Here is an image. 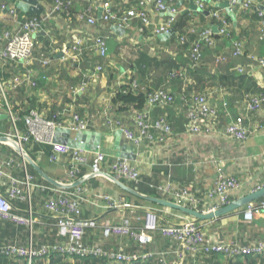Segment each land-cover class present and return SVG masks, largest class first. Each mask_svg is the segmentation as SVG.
Segmentation results:
<instances>
[{
  "label": "built area",
  "instance_id": "1",
  "mask_svg": "<svg viewBox=\"0 0 264 264\" xmlns=\"http://www.w3.org/2000/svg\"><path fill=\"white\" fill-rule=\"evenodd\" d=\"M125 2V0H121ZM179 0H133L132 4L123 9H113L110 4L101 7L99 21L101 26L113 25L118 29L125 30L134 24L142 33L145 28L151 30L153 36L168 34L175 23L179 13L177 7ZM209 0H195L198 12L203 10L204 3ZM221 1V0H220ZM20 0H0V117H5L9 124L8 130H0V149L5 147V151L0 150V187L5 186V193L9 200L18 202L27 201L30 203L31 192L34 189L47 190L40 184L34 182V178L28 172V154L26 146L29 142L37 143L40 146L51 147V155L48 156L50 162L57 163L59 158L66 160V181L74 183L79 166L89 165V176L96 178L108 176L116 182L121 181L137 184L141 181V171L138 166L125 158L111 159L98 143L94 150L86 151L80 148L53 143L55 133L58 129H68L71 135L76 132H89L88 122L85 117L78 113H73L69 108L63 112L68 116L62 123L45 121L35 111H31L27 116H20L14 112L8 100L10 91L18 88L34 90L38 88L39 79H34L37 64L43 71H48L51 66V53H41L38 57H33L36 49L37 37L43 34L48 38L51 31L47 30L48 20L61 16L65 22L72 20L83 23L87 26H95L96 18L94 14H89L88 10L81 13L68 14L67 8L70 6L69 0H51L49 13H41L42 17L28 18L16 6ZM94 3L95 0H88ZM230 11L235 12L237 8L244 11L251 6L249 0H226ZM219 5V0L213 4ZM151 6L153 9H149ZM162 14L166 19L154 24L150 14ZM211 17L218 23L217 32L212 30H202L194 33L197 36L196 42L189 48V59L191 68H196L201 62L203 52L215 46L213 35L220 39H231L229 32L230 24L227 15L222 12L212 11ZM259 17L263 13L259 11ZM43 36V37H44ZM183 42V38L180 39ZM180 42V43H181ZM52 49V48H51ZM62 60L68 62L70 66L80 65L87 59L93 63L94 73H101L105 68L103 62L108 57L107 40L102 35L81 34L78 29L72 31L71 40L61 51ZM243 55V44L239 40L232 45L231 57L238 59ZM249 59L257 63V72L253 77L255 83L264 90V58ZM15 69L10 72V68ZM241 74L243 71L239 69ZM6 74L9 76L6 77ZM5 75V77H4ZM186 79V70H177L169 75L168 80ZM211 93L190 94L185 87L179 94H175L165 89L151 90L146 95V103L140 112L130 111L129 119L131 126H123L119 121H109L114 125L116 131L121 132L131 146L138 152L142 149L144 142L150 145L165 144L172 136L169 122L162 116H153V112L158 109L170 107L177 100L184 104L186 114V135L188 138H209L210 135L219 129V111L217 112L210 105ZM237 103L235 118L221 130V135L228 141L244 143L250 135L245 121L252 115L264 117V93H243ZM208 140V139H205ZM7 150V151H6ZM136 156V155H135ZM16 170H20L21 176L16 175ZM16 171V172H15ZM15 172V174H14ZM262 186H255L251 191H256ZM243 187L241 180L230 175L222 169H217L216 178L212 188L196 193L190 187L175 188L169 183L155 186L153 189L163 198L171 200L172 203L193 209L201 213L213 212L229 204L231 199L237 195ZM54 196L46 200L44 210L57 220L56 228L59 235L66 238L63 243L44 245L39 248L31 244L19 246L17 244H0V255L24 261L26 264H33L37 260H46L52 253H60L66 257H88L104 259L110 264H145L149 261H156L157 264H170L169 259H177L182 262L190 257L197 262L203 256L220 255L232 260H240L247 257H259L264 255V242L254 241L242 244L236 240L219 242L216 234L211 232L207 224H197L189 219H184L175 225H165L158 227L156 221L147 224L142 230H137L131 226L127 220L118 223L105 220L102 222L101 236L104 241L111 242L128 238L134 241L138 248H145L152 243L153 232L176 244L173 250L156 252H135L125 253L121 247L102 246L101 244H88L84 241L85 230L90 227L95 229L99 225L87 224L78 221L81 210L86 205L87 190L83 185L74 188L50 190ZM94 207L102 211H109L119 207L127 208L128 205L121 200L114 199L108 195H97L91 203ZM137 209L134 206H130ZM149 216L153 217L148 213ZM264 215V202L259 206L249 204L245 206L241 216L244 221H252L256 216ZM154 218V217H153ZM0 219L17 226L32 229L36 222L31 208L25 214H19L12 210L11 204L6 200L0 191ZM155 220V219H154ZM211 222V221H209Z\"/></svg>",
  "mask_w": 264,
  "mask_h": 264
},
{
  "label": "crops",
  "instance_id": "2",
  "mask_svg": "<svg viewBox=\"0 0 264 264\" xmlns=\"http://www.w3.org/2000/svg\"><path fill=\"white\" fill-rule=\"evenodd\" d=\"M132 1L125 0V2H121L119 0L116 3L117 0H95L94 3H89L88 0H74L72 11L74 13H81L88 10L89 14H94L99 19L102 5L110 4L111 7L113 6V9H118V7L119 9H123L130 6ZM249 1L251 2V7L257 13L251 16L252 13L254 14L252 9L248 10L247 14H245L246 11H243L241 8L238 10L239 12H233L235 19L231 20L230 18V20L233 22L235 30L232 32L231 39L219 38L215 40L214 48L206 49L203 52L202 62L194 70L197 75L203 77L200 83L203 81L204 83L199 85L203 91L198 89V91L202 92H208V89L212 87V83L207 81L210 75L219 76V88H214L215 91L211 94L210 98V103L213 106L219 107V129L210 135L209 138H188L186 135L187 119L184 104L177 100L174 105L153 112L154 117H164L171 126L172 136L165 144L153 146L144 142L141 146L142 149L137 154V150L121 136L117 147L116 127L108 124V122L119 121V124L123 126H131L129 119L130 111L117 113L113 110L111 102L115 88H118L124 82L127 71L119 60L125 61L131 56L124 49L121 50L119 46L126 45L128 48L129 46L133 48V65H135L134 62L137 60L139 53L142 52L149 55L151 47L156 48V45L159 50L156 57L161 58V60H176L186 70V79H177L167 83L168 90L176 96H179L187 85H192V89L197 85V81L190 76L191 62L188 52L183 50L178 37L174 35L172 38L163 40L152 34L148 35L145 33L143 36L135 24L123 30L122 34H117L114 31L113 25L108 26L105 24L101 27H97L96 25L87 26L74 20L67 23L61 16L48 20L46 28L47 30L50 29L51 34L46 35L49 36L48 38H45L43 34L38 35L36 47L40 50L39 54H49L55 51L52 54L54 56L49 57L51 66L48 71H43L35 64L36 70L34 72H36V75L33 78L40 80L38 88L26 90L21 96H17L16 101L12 97V104L15 102L16 105H22L25 108L24 110L36 109L38 105H45L46 111L53 110L54 108H66V110L71 108L75 110L79 115L86 118L89 132L98 135V143L111 159L122 156L124 153L119 150H122L123 147L127 149L132 148L133 155H136L133 162L138 166L142 175L141 183L138 185L140 191L138 194L142 196H146V193L154 191L153 187L166 183L171 184L175 188L190 187L196 193H202L213 187L216 171L217 169H222L243 183L241 191L232 198L233 200H237L249 194L255 186H262L264 184V117L252 115L245 121L250 135L242 144L228 141L220 134L225 125L235 118L237 114L236 106L242 94L250 89L252 83H255L253 77L258 69L257 63L249 59V57L264 58V13L262 12V18L258 15L259 11H261L259 7L264 8V0ZM37 2L43 9V13H49L50 0H37ZM223 2H226V0L219 1V4ZM193 3L195 4V0H193ZM177 7L179 8V13L176 16V21L180 15L190 14L194 16L199 13L198 11L193 12L189 10V0H182V4L180 6L177 5ZM148 8L153 9L151 6H148ZM150 17L154 24L166 19L165 15L156 13H151ZM199 25L197 20L189 23V26H191L190 33L195 35L194 33L200 30L201 25ZM215 27L217 28V26H213V28ZM76 29L81 31V34L102 35L106 38L108 57L103 62L105 68L101 73H94L92 64L87 59L73 68L70 67L68 62L62 60L63 55L61 51L68 46L72 31ZM46 39L50 40L51 45L48 44ZM173 39L174 41H171ZM237 40H240L243 44V55L238 59H234L231 57V51L233 42ZM45 44L48 45L47 52L42 48ZM116 50L121 52L116 55ZM142 67L140 66L139 70ZM239 69L243 71L241 74L238 72ZM14 71L15 69L11 67L9 73ZM239 77L242 78L241 82L236 79ZM227 78H232L231 84L228 83ZM145 81L146 87H160L164 83V77H162V73L158 70H153ZM208 86L209 88H207ZM141 88L143 87L141 86ZM198 91H195V93H202ZM31 106H35L36 108H32ZM47 113L45 112V114ZM62 117L63 120L68 119V116ZM8 127L9 124L6 118L0 117V130H8ZM74 138V135L70 134L69 139L74 141ZM34 144L38 145L37 143ZM39 149L35 153V161L32 159L36 166L56 182L67 186L73 184L64 183L66 182V160L59 158L57 163H52L49 160L47 151ZM16 171V175L20 177L22 175L20 170ZM33 171L43 180L34 169ZM88 175L89 167L84 177L86 178ZM90 180L91 182L88 183ZM81 185L87 190V201L82 211L88 214L90 220L95 219L97 221L96 224H99V228L92 229L88 233V243L95 242L101 243L104 246L109 245L107 247L112 245L114 240L107 242L101 236L100 226L105 220L118 223L127 220V218H132L131 221L136 225L134 228L138 230H142L149 223L147 218L145 219L146 215H148L145 211H137L132 207H119L109 211H102L91 204L97 195H108L121 201L126 200L125 195L128 193L121 190L120 187L106 176L96 178L89 176ZM0 191L9 200L5 193V186L0 187ZM34 191V196L37 194L42 199L40 192L42 193L43 191L38 189H34ZM31 198L30 201L32 207H34L33 216H36L34 224L37 226V229L32 231L31 235L28 230L29 228L0 221V244L14 242L15 244L25 246L31 244L34 247V244L40 245L41 243L62 240L57 234L56 224L54 225L56 218L49 213L47 214L44 210V202L48 198L43 202L42 200L35 199V197ZM34 199L36 200L35 202ZM23 202L27 203V201ZM21 204V202L12 201V210H23L24 206ZM232 216L226 215L207 222L205 225L207 224L211 232L216 234V239H234L242 244L254 241L264 242V226L261 227L260 222H258L262 216H256V219L254 218L252 222L244 221L240 217V214H233ZM53 232L56 236L55 234L54 236L52 235ZM222 232L223 235L220 236L219 234H222ZM151 234L152 243L145 248H141L140 251H138L137 244L128 238L116 240L115 245L117 244L128 254L148 251L163 252L173 250L176 247L174 242L162 238L158 232ZM29 239L33 241L29 242ZM37 261H42L41 264H49L46 260ZM37 261H34L36 262L35 264H37ZM171 261H174V264H205L202 259L194 262L190 257L186 258L184 262H179L175 259H171ZM14 263L26 264L22 260H16ZM60 264H77V262L72 259H65ZM219 264L229 263L223 261V259H219Z\"/></svg>",
  "mask_w": 264,
  "mask_h": 264
},
{
  "label": "trees",
  "instance_id": "3",
  "mask_svg": "<svg viewBox=\"0 0 264 264\" xmlns=\"http://www.w3.org/2000/svg\"><path fill=\"white\" fill-rule=\"evenodd\" d=\"M212 1L215 2L217 0H211L209 2L204 3L203 10L205 12L209 13L208 15H204L203 12L202 13L200 12L194 16H191L190 14H183V15L179 16L177 21L175 20V23L173 24L172 29H174V35L176 37H178L179 39L183 38V42L180 41L181 42L180 44H181V47L183 48L184 51L189 53V48L192 47V45L197 40V36L190 33V27L191 26H189V23H192L194 20H197L198 23L201 25V26L199 25L200 30L198 32H200L202 30H210L213 26H219V23L214 18L211 17L210 12L217 11V12H222L224 14L225 10H221L220 8L216 7L215 4H213L214 2H212ZM69 2H70V6L67 8V10H68V14L72 15L74 13L72 11L74 0H73V2H72V0H69ZM118 2H119V0H117L116 3H118ZM116 5H118V4H116ZM251 9L254 11V14L252 13L251 16L255 15L257 13V11L250 6L249 8L244 10V11H246L245 14H247V11L251 10ZM235 12H239L237 8L235 9ZM25 15L28 18L42 17V15H36V14H32V13H26ZM239 16H241V15L239 14ZM227 19H228V22L230 24L229 32L231 33V35H233L232 32H233V30H235L233 27V22L230 20L229 17ZM96 26L101 27V21H99V19H97V18H96ZM145 33H147L148 35L149 34L151 35V31L149 32V29H147V28H145L141 34L144 36ZM219 38H220L219 36L213 35V39L217 40ZM46 41L48 42V44L51 45V42L49 39H46ZM171 41H174V39ZM42 48H44L45 52H47L48 45L45 44V46ZM119 48L121 50L124 49L131 56H129V59H127L125 61L119 60L125 66L124 69H126L127 71L125 73L124 82L121 83L118 88H115L114 93H113V98L111 101L113 110L117 113H122V112L124 113L127 111L128 112L129 111L140 112L145 107L146 95L148 92H150L151 90H155V89H165V90L169 91L167 83L172 82L174 80H177V79L168 80L169 75H171L173 72H175L177 70H184L181 67V65L174 59L161 60V58L156 57V55L158 54V51H159L157 45H156V48L151 47V53H149V55H146L142 52L139 53L137 60L134 62L135 65L132 64V55L134 54L133 48L130 46L128 48L126 45L119 46ZM120 52L121 51L116 50V55H118ZM116 55H115V57H116ZM75 66L71 65L70 67L73 68ZM140 66H143V67L139 70ZM153 70H158L159 72L162 73V77H164V83L160 87L157 86L155 88H150V87L145 86V83H144V82H146L145 79L149 77V73ZM194 70H195V68L190 67V76L197 81V85L193 89L191 87L192 85H187L185 90L187 91V93H190V94H199V93H195V91H198V89L203 91V89L200 88L199 85H202V83H204V81L202 83H200V81L203 77L197 75L196 71H194ZM8 76L9 75L6 74V77H8ZM4 77H5V75H4ZM236 79H238V81H240V82L242 80L241 77L236 78ZM227 80H228V83L231 84L232 78H227ZM207 81L212 83L211 84L212 87L210 89H208V92L198 91V92H202L200 94H206V93L213 94V92L215 91L214 88L215 87L219 88V76L210 75L208 77ZM39 83H40V81L38 82V86H39ZM141 86L143 88H141ZM209 86L207 88H209ZM25 91H26L25 88H18L16 90L10 91L8 94V100H9L10 105L12 106L15 113H17L20 116H27L30 113V111H35L37 114H39L47 122L62 123L64 121L62 116H64L63 111L65 112L66 108L65 109H60V108L55 109L54 108L53 110L46 111L45 105H38L37 108L35 106H31L32 108H36V109L24 110L25 109L24 106L19 105V104L16 105L15 102H13V104H12V97H13V100L16 101L17 96H19V95L21 96V94ZM244 93H252V94L264 93V90L260 86H258L256 83H252L250 89H248ZM45 112H48V113L45 114ZM72 112L77 113L75 110H72ZM39 147H40V145H39ZM39 147H38V145L34 144V142L28 143V145L26 146V149L28 150V154L31 157V159H33V160L35 159V153L38 151ZM40 149L47 151L48 156L51 155V147L41 146ZM0 150L4 152L5 147H3ZM88 167H89L88 164H83V165L79 166V172L76 174V179H81L82 177H84L85 172L88 169ZM28 172L35 179L34 182H36L37 184H40L43 187L47 188V190H44L42 193L40 192V196L42 197V199H40V197H38L37 194L34 196V193H33V192H35L34 190H32V192H31V197H35V199L42 200V202H43L47 198L54 196L53 192L50 190H56L58 188H55V187L51 186L50 184H48L47 182H45L44 180H42L33 171V168L30 165H28ZM89 182H91V180L88 181V183ZM64 183H67V181ZM121 183L128 186L129 188H131L135 192L140 193L138 185L141 183V181L137 184H134L131 182H126V181H121ZM153 190L154 191H150V192L146 193V196L160 198V199L171 202V200L161 197L157 192H155V189H153ZM124 194H126V193H124ZM125 196H126V200H123L122 202L125 203L126 205H128L127 208H129L130 206H134L137 208V209H135L137 211H141V212L145 211L146 213H149L150 215H152L154 217L158 227H162L165 225L179 224L184 219H189L191 221H194V219L187 217L186 215L180 214L179 212H176L173 210H169L168 214H164L163 210H165V209L160 207V206H157L155 204L140 200V199L133 197V196H130L128 194H126ZM35 199H34V202L36 201ZM7 201L9 202V204H12V201H14V200H11V201L7 200ZM231 201H234V200L231 199ZM262 202H264V197L262 199H259L255 202L251 203V204L253 206H259ZM21 203H22L21 205L24 206V208H22L23 210H21V211L16 210L15 212L23 215L27 212L28 207H29V208H31L32 213H34V207H32L31 201H30V203H28V202L27 203L21 202ZM244 209H245V207L240 208V209L236 210L235 212L230 213L228 215L232 216L233 214L234 215L240 214V217L242 218L241 214H242ZM35 217L36 216L34 215V218ZM232 217H234V216H232ZM77 219L79 222L99 225V224H96L97 221H95V219L90 220L88 218V214L82 210H81V213ZM35 220H36V218H35ZM37 220H40V219H37ZM88 220H90V221H88ZM239 220H240V218L238 219V222H239ZM0 221L4 222L1 219H0ZM51 222H54V221H51ZM56 222H57V220H55L54 225L56 224ZM133 224H134L133 226H136L135 223H133ZM197 224H201V223H197ZM95 228H99V227H95ZM36 229H37V226L34 224L32 226V229L31 230L28 229V230H29L30 234L32 235V231H34ZM92 229L93 228H90V227L86 228L85 236H84L85 243H88L89 239H87V236H88V233ZM56 231H57L58 236L60 238H62V240L55 241V242L50 241V242H46V243H41L40 245H35L33 243L34 247L39 248V247L44 246V245L63 243L64 241H66V238L59 235V231L57 230V228H56ZM54 234L55 233L53 232L52 235L54 236ZM55 236H56V234H55ZM31 240L32 239H29V242H31ZM217 240H219V242H226V241H231L234 239H225V240L217 239ZM94 243L89 242L88 244L92 245ZM3 244H15V243L14 242H12V243L5 242ZM97 244H101V243H97ZM101 245L104 246L103 244H101ZM19 246H25V245H19ZM107 246H109V245H107ZM107 246H105V248ZM112 246L116 247L114 242H112ZM175 246H176V244H175ZM138 251H140L139 248H138ZM65 259H72L75 262H77V264H110V262H108L104 259H96V258H88V257H82L81 258V257H73V256L72 257H66V255H62L60 253L50 254L48 256V258L46 259V261H48L49 264H60L61 262H64ZM219 259H223V261L228 262L229 264H264V255L259 256V257H247V258H243L240 260H232L229 258H224L220 255H210V256H203L202 257V260L204 261L205 264H219ZM16 260H18V259L7 258V257L0 255V264H16V263H14V261H16ZM175 260L177 261V259H175ZM184 261H185V259L183 260V262ZM189 261L191 262V260H189ZM169 262H170V264H174V261L172 262L171 259H169ZM35 263L36 262H34L33 264H35ZM41 263H42V261H37V264H41ZM145 264H157V262L156 261H149Z\"/></svg>",
  "mask_w": 264,
  "mask_h": 264
},
{
  "label": "water",
  "instance_id": "4",
  "mask_svg": "<svg viewBox=\"0 0 264 264\" xmlns=\"http://www.w3.org/2000/svg\"><path fill=\"white\" fill-rule=\"evenodd\" d=\"M181 4H182V0H179L178 6H180ZM16 7L23 13H32V14L40 15L43 12V9L38 4L37 0H20V2L17 4ZM217 7L225 10L227 16L229 18H231V20L235 19L233 11H230L228 8L227 2H223L222 4L217 5ZM259 9L261 10V12L264 13L263 7H259ZM189 10L193 11V12L198 11L195 4L193 3V0H189ZM203 13H204V15H208L207 12H203ZM211 30L213 33L217 32L216 27L215 28L212 27ZM114 31L117 34L123 33V30L118 29L115 26H114ZM173 36H174V29H171V30H169L168 34L161 35V36H159V38H161L163 40H167L168 38H172ZM70 134H71V132L68 129H65V128L64 129H58L55 133L53 143H60L63 145L74 147V148H80L82 150L90 151V150L95 149L94 146H96L98 144V141H99L98 135L92 134L90 132H82V131L76 132L74 134V137H75L74 141L69 139ZM116 136H117L116 145L118 147L119 140L121 137V132L117 131ZM90 143H91V145H89ZM119 151H122L124 154L122 156H117V157L125 158V159H128L130 161H133L136 158V156L133 155V149L132 148L127 149V148L123 147L122 150H119ZM27 162L43 178V180L45 182H47L51 186L58 188V189L74 188L75 186L80 185L83 183V181H85V179H81V180H78L77 182H74L70 186H67V185L61 184V183L56 182L55 180L49 178L46 174L43 173V171L39 167L36 166V164L33 162V160L31 158L28 157ZM106 177L109 180H111L112 182H114L124 192H126L130 195H133L137 198H140L146 202L160 206L164 209L173 210V211L179 212L180 214L186 215L187 217L194 219L195 223H203V222H209V221L219 219V218L224 217L230 213H233L236 210L243 208V207L259 200V199H262L264 197V186H263L260 189L253 191V192H250L249 194H247V195H245V196H243L237 200H234V201L230 202L229 204H227L226 206H223V207H221V208H219L213 212L201 213V212L195 211L193 209L183 207V206L177 205L175 203H172L170 201H166V200H163L160 198H155V197H151V196H142V195L138 194L137 192L131 190L130 188H128L124 184L116 182L108 176H106Z\"/></svg>",
  "mask_w": 264,
  "mask_h": 264
},
{
  "label": "rangeland",
  "instance_id": "5",
  "mask_svg": "<svg viewBox=\"0 0 264 264\" xmlns=\"http://www.w3.org/2000/svg\"><path fill=\"white\" fill-rule=\"evenodd\" d=\"M39 49L36 47V49L34 50V52H33V57H38L40 54H39ZM91 62V61H90ZM91 64L93 65V63L91 62ZM210 105L218 112L219 111V107H217V106H213L211 103H210ZM31 112V111H30ZM219 116V115H218ZM126 186V185H125ZM128 187V186H127ZM129 188V187H128ZM131 189V188H130ZM132 190V189H131ZM134 191V190H133ZM3 195V194H2ZM118 200V199H117ZM164 211V214H168V212H169V210H167V209H165V210H163ZM147 218V220H148V224H150L151 222H154L155 220H154V218L153 217H151V216H149V215H146V217H145V219ZM255 218V217H254ZM254 218L252 219V221L254 220ZM256 219V218H255ZM259 219H261V220H258V222H260V224H261V227H263L264 226V215H262V218H259ZM132 220V218H130V219H128L127 218V221L133 226L134 224L132 223L133 221H131ZM252 221H249V222H252ZM247 222V221H246ZM134 227V226H133ZM256 229H258V228H256ZM260 230H262V229H260ZM220 236H222L223 235V232H222V234H219Z\"/></svg>",
  "mask_w": 264,
  "mask_h": 264
}]
</instances>
